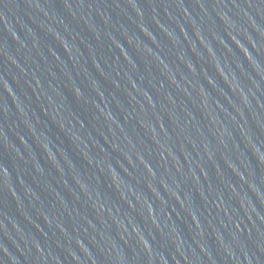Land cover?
Instances as JSON below:
<instances>
[{"label": "water", "instance_id": "95a60500", "mask_svg": "<svg viewBox=\"0 0 264 264\" xmlns=\"http://www.w3.org/2000/svg\"><path fill=\"white\" fill-rule=\"evenodd\" d=\"M0 264H264V0H0Z\"/></svg>", "mask_w": 264, "mask_h": 264}]
</instances>
